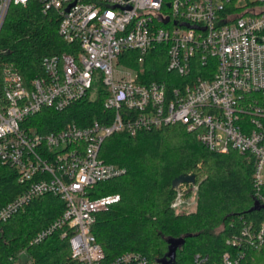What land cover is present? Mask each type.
Here are the masks:
<instances>
[{
    "label": "built area",
    "instance_id": "obj_1",
    "mask_svg": "<svg viewBox=\"0 0 264 264\" xmlns=\"http://www.w3.org/2000/svg\"><path fill=\"white\" fill-rule=\"evenodd\" d=\"M30 1L0 0V33L11 6ZM37 1L45 15L58 14L68 49L44 56L42 73L27 79L5 60L9 50L0 48V159L16 167L19 182L27 185L0 210L2 221L32 199L52 194L65 202V211L31 244L62 229L81 264H150L136 251L106 260L91 228L96 214L122 197L92 194L99 182L126 171L100 157L108 136L170 124H183L210 150L249 155L255 200L264 204V0ZM160 46L172 75L167 79L142 82L141 70L119 62L124 52L135 51L144 63ZM101 92L106 94L102 120L52 131L28 124L44 108L62 112ZM190 191L197 193V182L181 184L171 206L182 207ZM228 244L236 252L224 253L216 264H242L248 249L264 246V221L245 224ZM194 261L210 264L201 254Z\"/></svg>",
    "mask_w": 264,
    "mask_h": 264
},
{
    "label": "trees",
    "instance_id": "obj_2",
    "mask_svg": "<svg viewBox=\"0 0 264 264\" xmlns=\"http://www.w3.org/2000/svg\"><path fill=\"white\" fill-rule=\"evenodd\" d=\"M59 22L57 13H43L37 0L27 6H11L0 33V48L9 50L5 60L17 64L27 79L42 73L44 56L68 49L59 34ZM119 62L141 70L142 82L172 76L166 70L161 46L149 52L144 63L135 51L124 52ZM95 86L102 91L101 82ZM105 95H89L62 112L44 108L29 117L28 124L39 131L62 129L69 123L88 126L102 120ZM100 157L126 169L118 178L99 182L92 194L119 193L122 197L118 204L98 212L91 228L107 261L136 251L150 264H196V254L208 256L209 263L216 264L224 253L236 252L228 240L245 224L259 226L264 221L262 210L250 211L256 199L253 159L236 150H210L183 124L136 135L116 132L105 139ZM183 174H194L198 183L197 207L189 212L171 206L176 197L173 180ZM26 189L19 182L17 168L0 159V210ZM65 208L60 197L47 194L32 199L8 220L0 219V264H81L72 256L69 237L62 238V229L31 244ZM169 240L179 242L173 261L168 256ZM22 250L26 254L19 257ZM242 264H264V246L248 249Z\"/></svg>",
    "mask_w": 264,
    "mask_h": 264
},
{
    "label": "water",
    "instance_id": "obj_3",
    "mask_svg": "<svg viewBox=\"0 0 264 264\" xmlns=\"http://www.w3.org/2000/svg\"><path fill=\"white\" fill-rule=\"evenodd\" d=\"M195 182H196V176L194 174H183V175H179L173 180V187L175 189H178L179 186L183 183H195ZM263 208H264V204H260L258 200H255V203L253 207L250 209V211L261 210ZM169 241L171 242V247L168 256L170 257L169 261H173L175 260L176 257V247L179 245V242L173 240H169ZM159 263H166V260H159Z\"/></svg>",
    "mask_w": 264,
    "mask_h": 264
},
{
    "label": "rangeland",
    "instance_id": "obj_4",
    "mask_svg": "<svg viewBox=\"0 0 264 264\" xmlns=\"http://www.w3.org/2000/svg\"><path fill=\"white\" fill-rule=\"evenodd\" d=\"M117 67L120 68L122 66L121 65H117ZM185 198L186 199L189 198V200L184 202L183 206L180 207L179 209H176V210L179 211V212H189V211H192V210L196 209V207H197V193H194L193 191H190V192H188V194L186 195ZM188 202L191 203V204L189 205Z\"/></svg>",
    "mask_w": 264,
    "mask_h": 264
}]
</instances>
